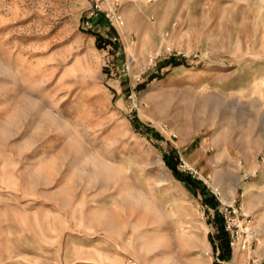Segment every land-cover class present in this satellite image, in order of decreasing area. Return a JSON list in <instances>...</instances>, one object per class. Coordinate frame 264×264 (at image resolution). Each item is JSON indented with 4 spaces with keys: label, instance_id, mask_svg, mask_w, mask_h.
<instances>
[{
    "label": "rangeland",
    "instance_id": "obj_1",
    "mask_svg": "<svg viewBox=\"0 0 264 264\" xmlns=\"http://www.w3.org/2000/svg\"><path fill=\"white\" fill-rule=\"evenodd\" d=\"M96 5L124 25L89 19ZM165 155L226 204H206ZM225 217L255 235L251 254L217 260ZM252 257L264 258V0H0V264Z\"/></svg>",
    "mask_w": 264,
    "mask_h": 264
},
{
    "label": "built area",
    "instance_id": "obj_2",
    "mask_svg": "<svg viewBox=\"0 0 264 264\" xmlns=\"http://www.w3.org/2000/svg\"><path fill=\"white\" fill-rule=\"evenodd\" d=\"M97 16H103L105 17L108 22L110 27H118L122 26L125 23V20L123 18V15L118 13L115 9H108L104 10L102 9L101 6L96 5V7L91 11L89 15V19L93 20ZM182 55L180 51H172L168 50L165 53V57H177ZM162 56V53H158L155 56L150 57V64L152 65H157L158 63V57ZM181 167H183L184 171L191 170L189 165L183 161L181 164ZM192 172V171H191ZM195 176V175H194ZM209 191L216 197V199L219 201V204L224 206L226 203L220 198L221 193L216 189L209 187ZM226 218V217H225ZM224 229L228 233V238L230 241V246L234 250L238 248L239 250L245 251L248 254L252 253V242L254 241V236H249L246 234V237L242 238L240 237L239 233H235V224L230 222L228 218H226L225 223H224ZM251 256V255H250ZM217 260L220 261L219 259V253L217 254ZM252 264H264V258L260 257H252Z\"/></svg>",
    "mask_w": 264,
    "mask_h": 264
},
{
    "label": "trees",
    "instance_id": "obj_3",
    "mask_svg": "<svg viewBox=\"0 0 264 264\" xmlns=\"http://www.w3.org/2000/svg\"><path fill=\"white\" fill-rule=\"evenodd\" d=\"M104 37L100 34L97 33V41L99 42V44L101 43L102 39ZM109 43H111L112 41H108ZM168 63L173 64L174 66H179L181 64H183V62L180 61H176L175 59L168 61ZM156 78H160V76H154ZM144 85V84H143ZM140 85V86H143ZM139 86V87H140ZM165 158L167 160V163L169 164V167L171 169H173V171L175 172V174L177 175V177L184 182H191L196 184V186H201L203 188L204 194H205V198H204V202L208 205H216V202L219 203V201L216 199V197L209 191L208 187L206 186V184L203 181H199V180H195L192 179V177H189L188 175L181 173L180 171H178L177 166H175L172 163V157L171 156H166ZM209 194H211L209 196ZM216 220H218V211H216L215 217ZM219 237L221 239V245L219 246L221 251L219 253V256L222 257V259H227L230 257V254L232 252V248L230 246V241L228 238V233L225 231L224 226L221 227V230L219 231ZM218 264V263H216Z\"/></svg>",
    "mask_w": 264,
    "mask_h": 264
},
{
    "label": "crops",
    "instance_id": "obj_4",
    "mask_svg": "<svg viewBox=\"0 0 264 264\" xmlns=\"http://www.w3.org/2000/svg\"><path fill=\"white\" fill-rule=\"evenodd\" d=\"M249 172H251V171H248V172L245 173V175H244L245 177H244V178H246V176H248V175L250 176ZM256 172H257V170L255 171V174H256ZM252 175H253V174H252ZM238 181H239V180H238ZM239 183H240V181L236 184V192L233 193V194H239L240 189L242 188V184H241V183L239 184ZM243 193L245 194L246 192L243 191ZM220 245H221V244H220ZM220 245L217 246V250H218L217 254L220 253V251H221V249H220V247H219ZM231 254H232V252H231Z\"/></svg>",
    "mask_w": 264,
    "mask_h": 264
}]
</instances>
